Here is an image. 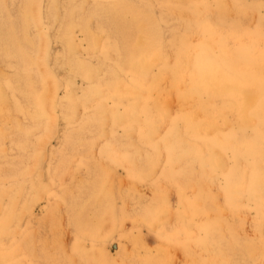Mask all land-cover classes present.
<instances>
[{
	"label": "rangeland",
	"instance_id": "rangeland-1",
	"mask_svg": "<svg viewBox=\"0 0 264 264\" xmlns=\"http://www.w3.org/2000/svg\"><path fill=\"white\" fill-rule=\"evenodd\" d=\"M36 3L37 5H40V8L38 10ZM50 3H52L53 5H51ZM52 6L55 7V10L54 8L51 9ZM33 9L34 11L37 10L38 12H33ZM68 10L70 12H68ZM163 12L165 13L164 15ZM53 13H55L57 16L55 18L54 15V20L52 15ZM200 13L202 14V16ZM34 14L39 16V19ZM171 15H173L174 17H170ZM243 15L247 16L246 20L242 19ZM34 16L36 18H34ZM197 16H199V18ZM32 18L33 21L31 23ZM113 18L114 20H112ZM152 18H157V22L159 21L158 27H160V29H158L162 34V37H160L159 40V47L161 49L160 54L162 56L160 54L159 55L161 58L157 56L158 54L156 55L157 57L152 58L153 54L150 53L148 40L145 39V35L141 30L142 27H146L150 23ZM248 18H250L249 21ZM34 19L36 20L35 22ZM82 19L84 20L83 22L87 24V26L82 22ZM87 19H90L92 22H85V20ZM179 22H181V24H179ZM82 24L84 26H82ZM174 26L176 28V31ZM24 27L27 30L24 29ZM169 28L173 30H170ZM72 29L74 31H72ZM25 31H27V34H24L26 33ZM92 32H94L95 34H92ZM187 32L190 37L189 35H187ZM67 34H70V36H66ZM38 35H40L42 38H39L40 36ZM64 35L65 37H63ZM93 35H96L98 39L95 40L92 37ZM27 36H29V39ZM248 36L250 37L248 38ZM15 38H17L18 40H15ZM89 38L90 40H92L93 38L95 40V44H98L100 41V44H98L99 47L94 44V40H92L93 42L90 43ZM86 39L87 41L89 40V43L86 42ZM119 39L121 42L119 41ZM26 42L28 44H26ZM18 43H20V45ZM118 43H123V45H120ZM256 46L260 49H264V0H0V75L2 76V78L0 77V135L3 136H1L0 139V214L2 213L0 215V239L2 240H0V249L4 250L6 247L7 249L5 250H7L8 253L13 252V254L16 255L14 257L15 259H18V262L23 261L22 263L28 264L27 257L21 256L24 260L18 257L21 253V250L26 247L25 245H23V243L25 242L22 243L21 241V236L28 232L30 237H32L31 235H33V238L36 239L33 242L41 239L44 240L45 238H47V240L57 238L58 244L53 245L54 248L52 247V245H50V249L52 250L56 249V247H59V249H61L62 251L61 260H53L54 262L51 263L44 260H33V264H73L74 262V264H89L85 263V261H92L93 259L96 260V257H98L97 252L99 251V249H102V253H104L106 256L108 254L107 258H109L110 260V263L108 262L109 264H137L136 261L132 260L131 256L132 251L134 252L136 250H138V255L143 257L142 261H145V259L147 258L146 264H154L153 262H155V264H191V260L188 256V254L191 253L190 248L199 252L200 247L195 243H185L183 245L184 238H181L183 236H179L175 241H170L171 239L169 236H166V233L168 230H171L174 228V226L178 225L176 210L180 206L182 207V203L179 204V201H181L180 197L183 196L184 198L186 197L188 199L192 198L196 192V184L183 186L182 192L179 193L177 192L173 184H168L165 182L164 184L160 185L161 191L164 194L163 198L166 208L170 209V213L172 212V214L166 212L165 217L167 221L164 222V225H162L163 227L154 226L155 228H153L147 225L137 214V210H139V205L142 204L143 206H148V204L153 200L155 195L154 193H156L154 187L155 185L151 182L146 181L145 183L139 180L137 170L134 169L135 167L132 166L130 160V157L133 154L132 150H134V148L138 146L143 148L147 152H151V149L153 150L157 147V144L159 143L158 139H160V137L165 139L169 132L174 128H177L180 131L183 129L181 132L184 131L187 134L190 132L191 134H194V127L191 125V123H189V120L190 117L195 113L197 106H200L198 104L202 101L198 96L192 95L189 85L186 82L182 83V81L178 77V74L182 72L181 70L179 71V64L203 63L207 67H218L220 69L222 68V71L226 74L232 73L234 75L243 76L248 72L247 68H249L252 64V58L249 55L250 51ZM97 48L98 50H96ZM194 49H196V51ZM121 50L123 53L121 52ZM43 51L44 56L41 55ZM67 53L71 54L68 55ZM29 55L31 57H29ZM40 56L42 58H40ZM49 57H51V59ZM146 59L148 60V62L154 61L152 59L158 60V62L154 61L155 63H157L155 64L154 62H151V64H146L148 65V69L150 71L148 70V77L147 74L143 77V75H139V73L137 72V68L139 64H145V62L147 61ZM177 59L179 62H177ZM35 62H37L38 65L37 63L35 64ZM104 63L107 64V67H105L106 65H104ZM110 63H112L111 67L115 71L117 70V74L119 76L121 74L120 77L122 78L123 82L128 87L132 88L135 93H139L137 108L138 116L136 115L138 118L127 113L125 101L117 100L111 97L107 92H105V84L110 76V74L108 76L107 69L105 70V68H109V65H111ZM127 63L130 64L128 68H126L128 65ZM21 64L22 66L20 68ZM82 64L83 69H81L82 67H80L82 66ZM87 64L91 66L89 71H87ZM30 65L33 66V68H31ZM98 65L101 66V69ZM72 66L75 68H73ZM40 67L43 69L41 70ZM92 67H96L94 68L95 70ZM76 69L82 70L81 72L79 71L80 74L82 73L87 75L89 79H87V76L85 75V78L82 77L83 75L80 76L78 74V71V73L76 74L73 73ZM96 69H100V71L97 72ZM126 70L128 72H130L131 70L132 71L128 74ZM135 71L138 75L134 73ZM95 72H97L96 75H94ZM88 73H91L92 76ZM132 73L134 75H132ZM29 74H32L33 76H29ZM159 74H162L164 77ZM135 75H137V77ZM105 76H108L107 79ZM54 77L57 78H55V82H53ZM91 77L93 78L90 80ZM31 79H34L32 80L33 82L31 81ZM23 83H25V85H23ZM43 83H46L45 85L47 87ZM156 83H158V85L160 86L157 85L158 88L156 86L155 89ZM39 84H41L40 87ZM18 86L20 88H18ZM43 86L45 87L42 88ZM26 87L28 91L26 90ZM2 88L4 91L2 90ZM41 88L43 90H41ZM97 88H100L101 91L103 90L101 92L103 94L100 95V89ZM17 89L19 91H17ZM170 89H173V91H170ZM166 90L168 91L165 93ZM95 91L97 92L95 93ZM2 92L3 94L5 92V95H3ZM49 92H51L50 94H52L50 95V97L48 95ZM91 92L93 95L91 94ZM156 94L157 96H155ZM158 94H160V97ZM33 97L38 100V102L34 100ZM222 97L223 94H218L215 97V101L218 102L215 105V110L217 111H219L220 108L224 105L222 103V101L224 100ZM5 98H9V101L5 100ZM70 98L73 99L70 100ZM164 98L169 99L170 101V114L167 117L165 123L161 126L158 134L151 135L149 114L154 112L156 113L155 109L159 105V100L161 101ZM41 100L42 103L40 102ZM69 100L71 102H69ZM262 100L264 101V98ZM26 101L28 102V104ZM60 101H62L61 104ZM3 105L4 107H2ZM32 105L33 108H30L32 107ZM39 106H41V108L44 110V114L41 117H37L34 112ZM51 106L54 108L53 110ZM117 109L119 111H117ZM150 109H152L153 111L151 110L150 112ZM125 110L126 114H124L123 112ZM100 113L101 115L99 116ZM146 113L148 114V116ZM30 114L33 116H31ZM123 114L125 115V117ZM46 116L48 119L46 118ZM137 119H139L140 121H138ZM102 120L104 121V123ZM49 121L50 123H52L51 125ZM100 121H102L103 124L100 123ZM46 123L48 124V126ZM12 124L14 125L12 126ZM42 124L44 127L42 126ZM138 124H140L139 128H137ZM29 125H32L33 127H30ZM26 126L27 128H29L27 129ZM52 126L54 127L52 128ZM45 127L48 129H46ZM102 127L104 128L106 135L103 134L102 137H100L102 131L100 130V128L102 129ZM18 129L20 130V132ZM98 129L100 131H98ZM3 130H5L7 133ZM26 130L31 131L29 133L31 135H29V131L26 132ZM130 130H132L133 134L131 136L132 141L129 144L125 133ZM21 131L25 132L23 133ZM225 131L226 136L231 135L230 137L232 139H237L240 141V143H243L242 154L247 159L248 163L254 161L253 158L251 159V154L255 152V148L257 146L264 142V123L260 124L258 127H250L245 130H242L238 124H230V126L227 127ZM23 134H25L26 136ZM22 136L24 137L22 138ZM199 137L203 140V142L207 144H212L214 142V138L212 136ZM142 138L143 140H140ZM26 143L30 145L21 147V145H24ZM138 143L141 145H139ZM126 144L129 145L127 146ZM16 146H18V148ZM19 147L22 150L19 149ZM130 147L132 148L129 149ZM43 148L45 149L44 151ZM227 148L224 149V153L227 157L228 166L230 167L232 165V168L234 166L233 151L230 147ZM24 152L25 154L23 155ZM105 152L106 157H104ZM127 153L131 155L129 156V154ZM30 154L35 156L34 159H36V161H34L33 164L34 166L37 165V168L35 167L33 169V164L29 161L31 158ZM37 155H40V158L39 156L37 157ZM126 160H128V162ZM126 162L127 164L129 163L128 165L130 166V168L129 166L127 167V164H125ZM101 164L103 167L101 166ZM98 166L100 168L99 170ZM23 170H26L28 175ZM28 170L31 172H29ZM101 170H105L108 173L107 176L111 179V183H114L111 184L113 186V189L111 187L112 197H109L108 202H111V205H113L112 207L122 208V210L126 213L125 216L122 217V226H112L109 221H107L106 223V220H108L109 217H106V215L104 217L102 216V212L106 210V207H104L105 203L103 202L102 195L99 194V188L101 184H96L98 175L100 174ZM184 170V164H173V162L170 160L162 159L153 176V179H157L160 176H162L164 179L178 178V176L182 172H184ZM34 171L37 172V183L40 185L33 192L34 199L30 200L29 196L23 197L21 196L22 194L20 195V197L19 193L11 194V191H20L18 190V186L27 187V184L18 185L17 183H19L20 180H24V175L26 176V179L27 177L30 178L31 175L29 174H33ZM21 175H23L22 178ZM218 180V182L220 184H223L224 186L226 183V176L220 174L218 175ZM218 182L216 184H212L210 189L212 192L217 193L218 197H220V202L222 201V196L221 193H219L220 191L218 190ZM93 186H95L97 189L95 187L93 188ZM3 191L4 193L2 194ZM16 194H18V196H16ZM13 196L15 198V202L17 201L15 207H19L21 209V215L19 214V217L22 220L18 218L14 226V232L11 235L10 232L13 229L6 233L8 228L6 227L5 221L9 218L8 215L10 214V212L8 211H10L9 208L11 202L13 203V199H11ZM98 196L99 198H97ZM257 196H261V194H257ZM68 197H70L69 199L71 201L73 200L72 202L79 203H76L78 207L76 206V204H74L76 207L74 205H71V211L68 207L69 203L68 201H66L68 200ZM169 197H172L170 198L172 200H170ZM97 199H101L102 201H97ZM140 199L141 201H139ZM248 199L249 200L244 199L243 203L241 204V208L238 211L239 221L234 219L237 217L231 218L230 216L225 214L227 217L226 218L224 215L223 219H225L229 224H235L236 228L233 235L231 236L232 238H229V234L225 233L226 231L224 230V237L221 240L220 244L216 243V247L219 245L220 250H223L224 254H226V252H228L226 244H244V242L250 243L251 241V243L248 245H252L255 249H253L254 264H264V217H257V199H255L254 197H249ZM81 200L82 202H80ZM85 200L88 201L85 202ZM60 204L62 205V207ZM107 207H109V205ZM88 213H91V217ZM99 213L102 220L100 218L101 221L93 222L95 221V218L93 216L95 214L96 216H98ZM184 214V221L186 220L187 224H190L191 221L193 224H195L193 232L194 236H196V240L204 239L205 234L204 230L201 229V225L207 218L205 216H196L195 218H193L188 213V210L184 211ZM113 215L114 212L112 216ZM72 217L76 218L73 219ZM84 220L92 221L91 223L99 225L98 234L93 240L95 245V251L93 252H96V255L92 254L93 252L90 240L81 241V239H79L77 229L74 228V226L77 225L75 224L76 222L81 223L82 225L86 224ZM172 222H174V224ZM102 223L103 225H101ZM4 230L6 234L4 233ZM238 232L240 235H238ZM105 241H107V243ZM167 242L169 243L167 244ZM60 245L63 247H61ZM165 245L169 248V250L168 248H166L164 254H161L160 249H162L163 246L165 247ZM78 247L82 250V252L78 249ZM16 250L19 251L17 252ZM237 253L238 250H235L234 253L228 252L226 255L227 260L234 264H253L248 257H241V260H237ZM145 256L148 257L145 258ZM162 256H164L165 259ZM51 257L54 258L55 254H53ZM166 257L168 258V260ZM224 257L225 256L221 255L219 258L215 257L214 259L216 260V264H224L218 262ZM255 257L257 258L255 259Z\"/></svg>",
	"mask_w": 264,
	"mask_h": 264
},
{
	"label": "bare ground",
	"instance_id": "bare-ground-1",
	"mask_svg": "<svg viewBox=\"0 0 264 264\" xmlns=\"http://www.w3.org/2000/svg\"><path fill=\"white\" fill-rule=\"evenodd\" d=\"M32 1H35V0H32ZM227 2V1H225ZM34 3V2H33ZM32 3V4H33ZM38 3V2H37ZM36 3V5H37ZM55 3V2H54ZM31 4V5H32ZM39 4V3H38ZM51 5H53L52 3H50ZM227 4V3H226ZM40 5H37V10L40 8L39 7ZM55 6V5H54ZM125 6V5H124ZM129 6V5H128ZM127 6V7H128ZM227 6V5H226ZM31 7V6H30ZM56 7V6H55ZM55 7H51L54 8L55 10ZM72 8V7H70ZM85 8V7H84ZM95 8V7H94ZM126 8V7H125ZM36 9V8H34ZM33 9V12H38L37 10L34 11ZM26 10V9H25ZM78 10V9H76ZM81 10V9H80ZM95 10V9H94ZM210 10V9H208ZM24 11V10H23ZM28 11V10H27ZM206 11V10H205ZM204 11V12H205ZM25 12V11H24ZM53 12V10H52ZM56 12V11H54ZM68 12H70L68 10ZM79 12V11H77ZM81 12V11H80ZM158 12V11H157ZM165 12V11H164ZM163 12V15L165 14ZM203 12V13H204ZM74 13V12H73ZM94 13V12H93ZM102 13V12H101ZM115 13V12H114ZM202 13V12H201ZM200 13V14H201ZM227 13V12H226ZM58 14V13H57ZM75 14V13H74ZM106 14V13H105ZM187 14V13H186ZM208 14V13H206ZM205 14V15H206ZM36 17H38L39 19V16H37L36 14H34ZM53 15V20H54V15H55V18L57 17L55 13L52 14ZM60 15V14H59ZM69 15V14H68ZM94 15V14H93ZM157 15V13H156ZM167 15V14H166ZM182 15V13H181ZM34 16V18H36ZM100 16V15H99ZM107 16V15H106ZM130 16V14H129ZM135 16V15H134ZM168 16V15H167ZM173 15H171L170 17H172ZM202 16V14H201ZM60 17V16H59ZM115 17V16H114ZM155 17V16H154ZM174 17V16H173ZM185 17V16H184ZM199 18V16H197ZM69 18V17H68ZM92 18V17H91ZM137 18V17H136ZM168 18V17H167ZM197 18V19H198ZM74 19V18H73ZM123 19V18H122ZM157 19V18H156ZM155 18H152L150 23L146 26V27H142V31H143V34L145 35V39L148 40V43H149V47H150V53L153 54V57H157L159 56L160 57V47H159V40H160V37H162L161 33L159 32V29L160 27H158V22ZM243 20H246L247 19V16L246 15H243L242 17ZM250 18H248V21H249ZM24 20V19H23ZM59 20V19H58ZM110 20V19H109ZM114 20V18L112 19ZM210 20V19H209ZM242 20V21H243ZM33 21V18L31 20V23ZM36 20L34 19V22ZM84 20L82 19V22ZM88 22V21H91L90 19L88 20H85V22ZM147 21V20H146ZM241 21V20H240ZM39 22V21H38ZM75 22V21H74ZM81 22V21H80ZM92 22V21H91ZM140 22V21H139ZM244 22V21H243ZM77 23V22H76ZM84 23V22H83ZM144 23V22H143ZM12 24V23H11ZM36 24V23H35ZM67 24V23H65ZM78 24H81V23H78ZM86 24V23H84ZM173 24V23H172ZM179 24H181V22H179ZM213 24V23H212ZM38 25V24H37ZM45 25V24H44ZM29 26V25H28ZM31 26V25H30ZM34 26V25H33ZM40 26V25H39ZM82 26H84L82 24ZM87 26V24H86ZM85 26V27H86ZM175 26H178V25H175ZM174 26V28H175ZM213 27V26H212ZM13 28V27H12ZM78 28V27H77ZM88 28V27H87ZM134 28V27H133ZM138 28V27H136ZM159 28V29H158ZM172 28V27H171ZM216 28V27H215ZM24 29H26L24 27ZM86 29V28H85ZM90 29V28H89ZM162 29V28H161ZM166 29V28H165ZM170 29V28H169ZM212 29V28H211ZM223 29V28H222ZM27 30V29H26ZM83 30V29H82ZM163 30V29H162ZM170 30H173V29H170ZM214 30V28H213ZM218 30V29H217ZM48 31V30H47ZM72 31H74L72 29ZM87 31V30H86ZM86 31H85V34H86ZM175 31H176V28H175ZM192 31V30H191ZM216 31V30H215ZM222 31V30H221ZM225 31V29H224ZM26 33L24 34H27V31H25ZM118 32V31H116ZM172 32V31H170ZM220 32V31H219ZM73 33V32H72ZM88 33V32H87ZM90 33V32H89ZM94 32H92L93 34ZM186 33V32H185ZM14 34V33H13ZM64 34V33H63ZM95 34V33H94ZM98 34V33H97ZM96 34V35H97ZM114 34V33H112ZM117 34V33H116ZM139 34V33H138ZM137 34V35H138ZM70 36V34H67L66 36ZM96 35H93L92 37L97 40L98 37ZM119 35V34H118ZM187 35L188 32H187ZM15 36V35H14ZM25 36V35H23ZM40 36V35H38ZM37 36V37H38ZM44 36V35H43ZM85 36V35H84ZM89 36V35H88ZM99 36V35H98ZM139 36V35H138ZM28 39H29V36H27ZM65 37V35L63 36ZM71 37H72V34H71ZM117 37V36H116ZM115 37V38H116ZM190 37V35H189ZM193 37V36H192ZM226 37V36H225ZM250 36H248L249 38ZM39 38H42L41 36ZM69 38V37H68ZM67 38V39H68ZM88 38V37H87ZM92 38V40H94ZM100 38V37H99ZM119 38V37H118ZM229 38V37H228ZM17 38H15L16 40ZM27 39V40H28ZM45 39V38H44ZM117 39V38H116ZM120 39H121V36H120ZM119 39V41H120ZM140 39V38H139ZM144 39V38H143ZM18 40V39H17ZM25 40V39H24ZM41 40V39H40ZM39 40V41H40ZM90 40V38H89ZM89 40L87 41L86 39V42L89 43ZM92 40H90V43L93 42ZM95 40H94V44H95ZM100 40V39H99ZM146 40V41H147ZM29 41V40H28ZM38 41V40H37ZM46 41V40H45ZM70 41V39H69ZM31 42V41H30ZM36 42V41H35ZM41 42V41H40ZM97 42V41H96ZM121 42V41H120ZM245 42V41H244ZM34 43V42H33ZM32 43V44H33ZM146 43V42H145ZM246 43V42H245ZM14 44V43H13ZM20 45V43H18ZM26 44H28L26 42ZM36 44V43H35ZM100 44V41L99 43ZM98 44H95L97 47H99ZM118 44H122L123 43H118ZM241 44V42H240ZM239 44V45H240ZM259 44V43H257ZM256 44V45H257ZM43 45V43H42ZM141 45V44H140ZM262 45V44H261ZM260 45V47H261ZM36 46V45H35ZM41 46V45H40ZM56 47V46H55ZM121 48V46H120ZM264 48V47H263ZM33 49V48H32ZM31 49V50H32ZM42 49V48H41ZM47 49V47H46ZM45 49V51H46ZM136 49V48H135ZM148 49V48H146ZM36 50V48H35ZM43 50V49H42ZM98 50V48L96 49ZM196 51V49H194ZM198 50V49H197ZM201 50V49H200ZM208 50V49H207ZM39 51V50H38ZM140 51V50H139ZM163 51V50H162ZM189 51V50H188ZM122 52V50H121ZM120 52V53H121ZM164 52V51H163ZM162 52V53H163ZM36 53V51H35ZM44 51L41 53L42 56L43 55ZM47 53V51H46ZM110 53V52H109ZM112 53V52H111ZM123 53V52H122ZM128 53V52H127ZM126 53V54H127ZM193 53V52H192ZM68 54V53H67ZM71 54V53H69ZM68 54V55H69ZM125 54V53H124ZM158 54V55H157ZM160 54V55H159ZM40 55V54H39ZM38 55V56H39ZM113 55V54H112ZM111 55V57H112ZM128 55V54H127ZM157 55V56H156ZM189 55H190V52H189ZM188 55V56H189ZM193 55V54H191ZM201 55V53H200ZM214 55V54H212ZM251 56V66L248 69V72L243 75V76H238V75H234L232 73H229V74H226L222 71V68H218V67H207L205 64L203 63H196V64H192V63H185V64H179V71L181 70L182 72H180V74H178V77L180 78V80L183 82H186L190 89H191V94L192 95H196L200 98V100L202 102H200L198 105L200 106H197L196 110H195V113L190 117V122L191 125L194 127V134H191L190 133H185L184 131L181 132L179 129H173L172 131L169 132V134L167 135V137L164 139V138H161L158 139L159 143L157 144V147L155 149H151L150 151L151 152H147L145 151L143 148L141 147H135L133 151V154L132 156L130 157V160H131V164L132 166H134L133 168L137 170V173H138V178L140 181H143L146 183L147 182H151L152 184H154L155 186V192L154 193V198L153 200L148 204V206H143L142 204L139 205V210H137V214L141 217V219H143V221L155 228L154 226H159V227H163L162 225H164V222L167 221L166 220V212L169 213V214H172V212L170 213V209L166 208V205L164 203V194L163 192L161 191V186L162 184H164L165 182L168 183V184H173V186L176 188L177 192H182V189H183V186H188L189 184H196V192H195V195L192 197V198H184L183 196L180 197V200L179 201L181 204L182 203V207L180 206L177 210H176V218L178 220V225L174 226L173 229L171 230H168L167 231V235L166 236H169L170 237V241H175L176 238H178L179 236H183L181 238H184L183 240V245L185 243L187 244H193L195 243L196 245H198L200 247V251L197 252L195 250H192L190 248V252L188 254L190 260H191V264H216V260L214 259L215 257H220L221 256H225L224 258H222V260H219L218 262L219 263H224V264H234V263H231L229 260H227L226 258V255L228 252H231V253H234L235 250H238V253H237V257L236 259L237 260H241V257L243 258H249V260H251V262L254 264V255H253V246L252 245H248L251 243H247V242H244V244H230V245H227L226 244V248L228 249V252H226V254H224V251L223 250H220L219 248V245L216 247V243H219L221 242V240L223 239L224 237V230L226 231L225 233H228V237L230 238L233 233H234V230L236 228L235 224H229L224 218V215H228L230 216L231 218H234V217H237V218H234L236 220L239 221V213L238 211L240 210L241 208V204L243 203L244 199H247L249 200L248 198L249 197H254L255 199H257L258 203V214H257V217H264V142H260L261 144L259 146H257L255 148V152L253 154H251V159L253 158L254 161H252L251 163L247 161V159L244 157V155L242 154V147H243V143H240L239 140L237 139H232L230 136L231 135H228L226 136L225 133V129L227 127L230 126V124H238L240 126V128L242 130H245L247 128H252V127H258L260 124H263L264 123V101L262 100L264 98V49H260L258 48L257 46L254 47L251 51H250V54ZM12 56V54H11ZM46 56V55H45ZM162 56V55H161ZM187 56V55H186ZM29 57H31L29 55ZM33 57V56H32ZM35 57V56H34ZM137 57V56H136ZM150 57V56H149ZM158 57V58H159ZM183 57V56H182ZM181 57V58H182ZM204 57V56H202ZM5 58V57H4ZM28 58V57H27ZM36 58H37V54H36ZM40 58H42L40 56ZM51 59V57H49ZM102 58V57H101ZM114 58V57H113ZM121 58V56H120ZM119 58V59H120ZM124 58V57H122ZM127 58V56H126ZM161 58V57H160ZM180 58V57H179ZM191 58V57H190ZM6 59V58H5ZM8 59V58H7ZM46 59V58H45ZM48 59V60H50ZM148 59V58H147ZM146 59V60H147ZM187 59V58H186ZM192 59V58H191ZM32 60V59H31ZM121 60V59H120ZM154 61H157L158 60H155V59H152ZM189 60V59H188ZM187 60V62H188ZM10 61V60H9ZM46 61V60H44ZM154 61H151V62H154ZM182 61V60H181ZM13 62V60H12ZM20 62V61H19ZM23 62V61H22ZM30 62H33V61H30ZM48 62V61H47ZM66 62V61H65ZM119 62V61H118ZM128 62V61H127ZM151 62H148V60L145 62V64H139L138 68H137V72L139 73V75H146L148 73V63L151 64ZM156 62V63H157ZM177 62L178 59H177ZM221 62V61H220ZM260 62V63H259ZM37 62H35L36 64ZM155 63V62H154ZM155 63V64H156ZM47 64V63H46ZM111 65H109L110 67L109 68H105V70L107 69V73H108V76L109 78L107 79L106 81V84H105V92H107L111 97L117 99V100H123L126 102V109H127V113L129 115H132V116H136L137 115V108H138V94L135 93V91L128 87L122 80V78L117 74V70L115 71L111 66H112V63H110ZM118 64V63H117ZM128 64V63H127ZM33 65V64H32ZM38 65V63H37ZM36 65V66H37ZM74 65V63H73ZM104 65H106L105 67H107V64L104 63ZM102 65V66H104ZM119 65V64H118ZM122 65V64H121ZM125 65V64H124ZM130 64L127 65L126 68L129 67ZM22 64L20 65V68H21ZM31 66V65H30ZM88 69L87 71H89L90 69V65H88ZM94 66V65H93ZM99 66V65H98ZM97 66V67H98ZM126 66V65H125ZM222 66V65H221ZM249 66V65H248ZM44 67V66H43ZM73 67V66H72ZM81 69H83V64ZM79 67V69H80ZM101 66H99L100 68ZM114 67V66H113ZM121 67V66H119ZM123 67V66H122ZM31 68H33V66H31ZM36 68V67H35ZM49 68V67H48ZM75 68V67H73ZM93 68V67H92ZM96 68V67H94ZM93 68V69H94ZM125 68V69H126ZM152 68V67H151ZM178 68V66H177ZM40 69L42 70L43 68L40 67ZM85 69V68H84ZM101 69V68H100ZM97 70L98 71H100ZM136 69V68H134ZM171 69V68H170ZM241 69V68H239ZM244 69V68H243ZM242 69V70H243ZM95 70V69H94ZM130 70V69H129ZM133 70V69H132ZM131 70V71H132ZM163 70V69H162ZM178 70V69H177ZM52 71V70H51ZM82 71V70H78L76 69L73 73H78V72ZM92 71V69H91ZM127 71V70H126ZM128 72L129 73H131ZM150 71V70H149ZM155 71V70H154ZM178 71V72H179ZM5 72V71H3ZM38 72V71H37ZM40 72V71H39ZM62 72V71H61ZM80 72L78 73L80 76L83 75L82 77H84L85 74H80ZM94 75H96V73ZM137 72L135 71L134 73L137 74ZM152 72V70H151ZM163 72V71H161ZM160 72V73H161ZM53 73V72H52ZM84 73V72H83ZM92 73V72H91ZM91 73L89 75H91ZM106 73V74H107ZM120 73V72H119ZM125 74V73H123ZM149 74V73H148ZM148 74H147V77H148ZM156 74V73H155ZM32 75V74H31ZM29 74V76H31ZM54 75V73H53ZM93 75V76H94ZM131 75V74H130ZM132 75H134L132 73ZM138 75V74H137ZM137 75H135L137 77ZM159 75H162V74H159ZM5 76V74H4ZM33 76V75H32ZM55 76V75H54ZM87 76V75H85ZM92 76V75H91ZM0 77L2 78V76L0 75ZM7 77V76H6ZM40 77V75H39ZM96 77V76H95ZM124 77V76H123ZM141 77V78H143ZM159 77V76H158ZM162 77H164L162 75ZM166 77V76H165ZM42 78V77H41ZM40 78V79H41ZM55 78L54 77V81L55 82ZM93 77L90 78V80L92 79ZM168 78V77H167ZM28 79V78H27ZM43 79V78H42ZM41 79V80H42ZM57 79V78H56ZM87 79H89V77L87 76ZM147 79V78H145ZM159 79V78H158ZM164 79V78H163ZM34 80V79H31V81ZM105 80V79H104ZM125 80V79H124ZM140 80V78H139ZM150 80V79H149ZM26 81V80H25ZM93 81V80H92ZM147 81V80H146ZM160 81H161V78H160ZM165 81V80H164ZM180 81V82H181ZM33 82V81H32ZM127 82V81H126ZM142 82V81H141ZM167 82V81H166ZM179 82V80H178ZM49 83V82H48ZM164 83V82H163ZM162 83V84H163ZM33 84V83H32ZM44 85L46 83H43ZM55 84V83H54ZM59 84V83H58ZM103 84V83H102ZM143 84V83H141ZM160 84V83H159ZM161 84V85H162ZM23 85H25V83H23ZM41 84H39V87H40ZM48 85V84H47ZM104 85V84H103ZM131 85V84H130ZM152 85V84H151ZM158 85V83L155 84V89H156V86ZM4 86V85H3ZM34 86V85H32ZM46 86V85H45ZM45 86H43L42 88H44ZM58 86V85H57ZM55 86V87H57ZM100 86V85H99ZM98 86V87H99ZM145 86V84H144ZM143 86V87H144ZM147 86V85H146ZM149 86V85H148ZM160 86V85H158ZM157 86V88H158ZM1 87V86H0ZM25 87V86H24ZM38 87V88H39ZM47 87V86H46ZM50 87V85H49ZM48 87V88H49ZM101 87V86H100ZM104 87V86H103ZM154 87V85H153ZM18 88H20L18 86ZM23 88V87H22ZM30 88V87H29ZM33 88V87H32ZM36 88V87H35ZM41 88V90H43ZM47 88V89H48ZM79 88V87H78ZM145 88V87H144ZM149 88V87H148ZM5 89V88H4ZM25 89V88H24ZM23 89V90H24ZM34 89V88H33ZM37 89V88H36ZM40 89V88H39ZM96 89V88H95ZM97 89H100V88H97ZM151 89V87H150ZM3 90V88H2ZM21 90V89H20ZM26 90L28 91L27 87H26ZM46 90V89H45ZM140 90V89H139ZM146 90V89H145ZM144 90V91H145ZM153 90V89H152ZM151 90V91H152ZM169 90V89H168ZM166 90L165 93L168 91ZM173 91V89H170V91ZM4 91V90H3ZM6 91V90H5ZM16 91V89H15ZM17 91H19L17 89ZM48 91V90H47ZM50 91V89H49ZM93 91V90H92ZM98 91V90H97ZM95 91V93L97 92ZM103 91V90H102ZM101 89H100V95L103 94L101 93L102 92ZM147 91V90H146ZM23 92V91H22ZM38 92V91H37ZM36 92V93H37ZM42 92V91H41ZM75 92V91H74ZM163 92V91H162ZM35 93V94H36ZM43 93V92H42ZM51 92H49V97ZM94 93V95H95ZM151 93V92H150ZM171 93V92H170ZM3 94V92H2ZM7 94V93H6ZM20 94V93H19ZM25 94V92H24ZM34 94V95H35ZM92 94V92H91ZM143 94V93H141ZM140 94V95H141ZM172 94V93H171ZM218 94H223V101L222 103L224 104L223 107L220 108L219 111L215 110V105L218 103L216 102L215 100V97L218 95ZM5 95V92L4 94ZM17 95V94H16ZM29 95V94H28ZM33 95V96H34ZM37 95V94H36ZM93 95V94H92ZM149 95V94H148ZM159 97H160V94H158ZM166 95V94H165ZM168 95V94H167ZM8 96V95H6ZM5 96V97H6ZM41 96V95H40ZM98 96V95H97ZM96 96V97H97ZM105 96V95H104ZM107 96V95H106ZM157 96V94L155 95ZM10 97V96H9ZM35 97V96H34ZM33 97V98H34ZM47 97V96H46ZM94 97V98H96ZM165 97V96H164ZM31 98V97H30ZM43 98V97H42ZM68 98V97H66ZM65 98V99H66ZM93 98V99H94ZM109 98V97H108ZM9 99V98H8ZM8 99L5 98V100L9 101ZM21 99V98H20ZM39 99V98H38ZM73 99V98H70V100ZM80 99V98H79ZM112 99V98H111ZM30 100V99H29ZM34 100H36L34 98ZM33 100V101H34ZM40 100V99H39ZM69 100V102H71ZM76 100V98H75ZM91 100V98H90ZM113 100V99H112ZM156 100V99H155ZM2 101V100H1ZM38 102V100H36ZM44 101H47V100H44ZM82 101V100H81ZM114 101V100H113ZM27 102V101H26ZM35 102V101H34ZM36 102V103H37ZM42 103V100L40 101ZM55 102V100H54ZM62 101H60V104H61ZM89 102V101H88ZM95 102V101H94ZM143 102V101H142ZM12 103V102H11ZM46 103V102H45ZM59 103V102H58ZM66 103V102H65ZM96 103V102H95ZM170 101L169 99H162L161 101L159 100V105L158 107L155 109L156 113H151L149 114V123H150V133L151 135L152 134H158L161 126L165 123L167 117L169 116V110H170ZM4 104V103H3ZM28 104V102H27ZM26 104V105H27ZM39 104V103H38ZM44 104V102H43ZM50 104V103H49ZM48 104V105H49ZM54 104V103H53ZM100 104V103H99ZM103 104V103H101ZM36 105V104H34ZM46 105V104H45ZM44 105V107H45ZM57 105V104H56ZM96 105V104H95ZM144 105V103H143ZM149 105V104H148ZM6 106V105H5ZM59 106V104H58ZM83 106V104H82ZM103 106V105H102ZM150 106V105H149ZM4 107V105L2 106ZM26 107H29V106H26ZM52 107V106H51ZM49 107V108H51ZM68 107V106H67ZM81 107V106H80ZM90 107V106H89ZM174 107V106H173ZM30 108H33V105L32 107ZM29 108V109H30ZM48 108V106H47ZM100 108V107H99ZM35 109V107H34ZM33 109V110H34ZM54 108L52 107V110ZM106 109V108H105ZM163 109V110H162ZM31 110V109H30ZM96 110V109H95ZM147 110V109H146ZM152 109H150L149 111L151 112ZM162 110V111H161ZM101 111V110H100ZM99 111V112H100ZM110 111V110H109ZM117 111H119L117 109ZM148 111V112H149ZM153 111V110H152ZM161 111V112H160ZM36 116L37 117H41L43 116L44 114V110L41 108V106H39L38 108H36V110L34 111ZM49 112V111H48ZM96 112V111H95ZM113 112V111H112ZM115 112V111H114ZM124 114H126V110L123 111ZM122 112V113H123ZM194 112V111H193ZM14 113V112H13ZM25 113H28V112H25ZM65 113V111H64ZM63 113V114H64ZM111 113V112H110ZM32 114V113H31ZM30 114V115H31ZM34 114V115H35ZM51 114V113H49ZM112 114V113H111ZM123 114V115H124ZM140 114V113H139ZM147 114V113H146ZM28 115V114H27ZM53 115V114H52ZM101 115V113L99 114V116ZM110 115V114H109ZM33 116V115H31ZM48 116V115H47ZM46 116V118H47ZM54 116V115H53ZM127 116V115H126ZM138 116V115H137ZM136 116V117H137ZM140 116V115H139ZM148 116V114H147ZM55 117V116H54ZM115 117V116H114ZM117 117V115H116ZM122 117V116H121ZM125 117V115H124ZM131 117V116H130ZM135 117V118H136ZM141 117V116H140ZM30 118V117H29ZM28 118V119H29ZM35 118V117H33ZM52 118V117H51ZM50 118V119H51ZM102 118V117H101ZM129 118V117H128ZM138 118V117H137ZM31 119V118H30ZM48 119V118H47ZM45 119V120H47ZM53 119V118H52ZM71 119V118H70ZM68 119V120H70ZM99 119V118H98ZM132 119V118H131ZM7 120V119H6ZM19 120V119H18ZM17 120V121H18ZM41 120V119H40ZM66 120V119H65ZM101 120V119H100ZM134 120V119H133ZM132 120V121H133ZM138 121H140L139 119H137ZM8 121V120H7ZM33 121V120H32ZM37 121V120H36ZM35 121V122H36ZM84 121V120H83ZM103 121V120H102ZM102 121H100V123H102ZM114 121V120H113ZM131 121V122H132ZM136 121V120H135ZM143 121V119H142ZM21 122V121H20ZM19 122V123H20ZM34 122V123H35ZM53 122V121H51ZM77 122V121H76ZM131 122H130V125H131ZM137 122V121H136ZM145 122V120H144ZM2 123V122H1ZM10 123V122H9ZM48 123V122H47ZM46 123V124H47ZM50 123V121H49ZM56 123V122H55ZM104 123V121H103ZM102 123V124H103ZM140 123V122H139ZM44 124V123H43ZM42 124V126H43ZM52 123H50L51 125ZM147 124V123H146ZM1 125V124H0ZM14 124H12L13 126ZM40 125V124H38ZM125 125V124H124ZM139 125L138 124V127L139 128ZM184 125V124H182ZM28 126V125H27ZM26 126V128H27ZM30 127L32 125H29ZM46 126V125H45ZM48 126V124H47ZM55 126V125H54ZM52 126V128L54 127ZM128 126V125H127ZM143 126V125H142ZM149 126V125H148ZM18 127V126H16ZM33 127V126H32ZM37 127V126H36ZM40 127V126H39ZM44 127V126H43ZM50 127V126H49ZM181 127V126H180ZM25 128V129H26ZM29 128V127H28ZM27 128V129H28ZM38 128V127H37ZM36 128V129H37ZM46 128V127H45ZM51 128V127H50ZM232 128V127H231ZM236 128V127H235ZM234 128V129H235ZM239 128V127H238ZM4 129V128H3ZM14 129V128H13ZM32 129V128H31ZM30 129V130H31ZM48 129V128H46ZM190 129V128H188ZM19 130V129H18ZM53 130V129H51ZM101 131V136L105 134V130L104 128L102 127V129L100 128ZM98 129V131H100ZM5 131V130H3ZM29 131V130H26V132ZM148 131V130H147ZM193 131V130H192ZM6 132V131H5ZM15 132V130H14ZM20 132V130H19ZM23 132V131H21ZM25 132V131H24ZM23 132V133H24ZM31 131L28 132V134L30 133ZM46 132V130H45ZM53 132V131H52ZM109 132V131H108ZM149 132V131H148ZM7 133V132H6ZM5 133V135H6ZM44 133V132H43ZM48 133V132H47ZM143 133V132H142ZM145 133V132H144ZM147 133V132H146ZM235 133V132H234ZM238 133V132H236ZM35 134V133H34ZM53 134V133H52ZM99 134V133H97ZM126 134V138L129 142V144L131 143V136H132V130L128 131ZM148 134V133H147ZM25 135V134H23ZM31 135V134H29ZM33 135V134H32ZM1 136L0 135V139H1ZM26 136V135H25ZM44 136V135H43ZM125 136V135H124ZM156 136V135H155ZM199 136H212L214 138V142L212 144H207L205 142H203V140L199 137ZM3 137V136H2ZM24 136H22L23 138ZM97 137V136H96ZM99 137V135H98ZM121 137V136H120ZM149 137V136H148ZM233 137V136H232ZM6 138V136H5ZM146 138V137H145ZM153 138V137H152ZM28 140V138H27ZM99 140V139H98ZM125 140V139H123ZM126 140V142H127ZM140 140H143L140 139ZM25 141V140H24ZM146 141V140H145ZM35 142V141H34ZM39 142V141H38ZM37 142V143H38ZM45 142V140H44ZM123 142V141H122ZM139 142V141H138ZM259 142V141H258ZM21 143V142H20ZM19 143V144H20ZM30 143V141H29ZM36 143V144H37ZM121 143V141H120ZM125 143V142H124ZM147 143V142H146ZM149 143V142H148ZM33 144V143H31ZM40 144V143H39ZM45 144V143H44ZM47 144V143H46ZM128 144V145H129ZM139 144V143H138ZM26 146H29L30 144L26 143L24 145H21V147H25ZM110 145V143H109ZM127 145V144H126ZM125 145V146H126ZM127 145V146H128ZM135 145V144H134ZM141 145V144H139ZM38 146V145H37ZM93 146V145H92ZM226 146V147H225ZM18 148V146H16ZM121 147V145H120ZM134 147V146H133ZM227 147H230L233 151V157H234V166L231 168V166L229 167L228 166V161H227V157L224 153V149ZM31 148V147H30ZM86 148V147H85ZM96 148V147H95ZM125 148V147H124ZM132 147H130L129 149H131ZM253 148V147H252ZM19 149H21L19 147ZM38 149V148H37ZM228 149V148H227ZM22 150V149H21ZM36 150V149H35ZM45 149L43 148V151ZM108 150V148H107ZM105 150V151H107ZM128 150V149H127ZM28 151V150H27ZM33 152V151H32ZM57 152V151H56ZM104 152V151H103ZM127 152V151H126ZM27 153V152H26ZM35 153V152H34ZM43 153V152H42ZM25 154V152L23 153V155ZM129 154V153H127ZM232 154V153H231ZM35 155V154H34ZM41 155V154H40ZM40 155H37V157L39 156L40 158ZM83 155V154H82ZM106 155V152L104 154V157ZM131 154H129L130 156ZM31 158H30V162L33 164L34 161H36V159H34L35 156H33L32 154H30ZM11 157V156H10ZM110 157V156H109ZM230 157V156H229ZM38 159V158H37ZM129 159V158H128ZM170 160L173 162V164H179V163H182L184 164L185 166V170L184 172H182L178 178H168V179H164L162 176L158 177L157 179H153V176L158 168V165L160 163L161 160ZM233 159V158H232ZM26 160V159H25ZM28 160V158H27ZM94 160V159H93ZM231 160V159H230ZM28 161V163H29ZM39 161V160H38ZM109 161V160H108ZM128 162V160H126ZM73 162V161H72ZM99 162V161H98ZM127 162L125 164H127ZM89 164V163H88ZM129 164V163H128ZM127 164V167L129 166ZM134 164V165H133ZM99 165V164H98ZM32 166V165H31ZM37 166V165H36ZM34 166L33 164V169L36 167ZM102 166V164H101ZM131 166V168H132ZM174 166V165H173ZM103 167V166H102ZM110 167V166H109ZM172 167V166H171ZM175 167V166H174ZM173 167V168H174ZM37 168V167H36ZM87 168H88V165H87ZM92 168V167H91ZM94 168V167H93ZM130 168V166H129ZM182 168V167H181ZM32 169V170H33ZM51 169V168H50ZM54 169V168H53ZM99 166H98V170H99ZM133 169V170H134ZM97 170V169H96ZM24 171V170H23ZM29 171V170H28ZM71 171V170H70ZM160 171V170H159ZM158 171V172H159ZM26 172V170L24 171ZM31 172V171H29ZM51 172V171H50ZM133 172V171H132ZM15 173V172H14ZM22 173V172H21ZM27 173V172H26ZM134 173V172H133ZM19 174V173H18ZM107 172L105 170H101L100 171V174L98 175V178H97V182L96 184H101L100 185V188H99V194L102 195V199H103V202L105 203L104 207H106V210H104L102 212V216L104 217L106 215V217H109L108 220H106V223L107 221H109L111 223L112 226H119L122 224V217L125 216V212L122 210V208H114L112 207L113 205H111V202H108L109 200V197L111 196V187L113 189V186L111 184H114V183H111V179L107 176ZM225 175L226 176V183L225 185L223 186V184H220L218 181V175ZM20 175V174H19ZM28 175V173H27ZM31 175L30 178L27 177L26 179V176L24 175H21V178L23 176V179L24 180H20L19 183H17L18 185L20 184H27V187L25 186H18V190L20 191H15V192H12L11 191V194L12 193H19V196H29L30 200L34 199V191L40 186L37 182H38V179H37V172L34 171L33 174H29ZM94 176V175H93ZM17 177V176H16ZM19 177V176H18ZM65 177V176H64ZM63 177V179H64ZM79 177V176H78ZM157 177V175H156ZM20 178V179H21ZM92 178V177H91ZM15 179H18V178H15ZM225 179V177H224ZM13 180V178H12ZM119 180V179H118ZM223 181V180H222ZM225 181V180H224ZM82 182V180H81ZM134 182V181H133ZM218 182L219 184V193H221V196H222V201L219 202V199L220 197H218L217 193H214L211 191V186L212 184H216ZM86 184V182H85ZM44 185V184H43ZM85 186V185H83ZM16 187V186H15ZM95 186H93L94 188ZM96 188V187H95ZM138 188V187H137ZM173 188V187H172ZM15 189V188H14ZM97 189V188H96ZM70 190V189H69ZM167 190V189H166ZM89 191V190H88ZM120 191V190H119ZM137 191V190H136ZM195 191V190H194ZM87 192V191H86ZM93 192V191H92ZM165 192V191H164ZM167 192V191H166ZM4 193V191L2 192V194ZM6 193V192H5ZM95 193V192H94ZM28 194V195H27ZM170 194V193H169ZM168 194V195H169ZM257 194H261V196H257ZM14 195V194H13ZM86 195V194H85ZM167 195V194H165ZM184 195V194H183ZM15 196V195H14ZM14 196L11 198L13 199V203L11 202V205H10V208L8 212H10V214L8 215L9 218L6 219L5 223H6V227L8 228L7 232L8 233L9 231H12L10 232L11 235L12 233L14 232V226L18 220L19 217V214H20V211L21 209L19 207H15L16 206V202H15V198ZM16 196H18V194H16ZM20 196V197H21ZM93 196V195H92ZM97 196V195H96ZM180 196V195H179ZM85 197V196H84ZM89 197V196H88ZM91 197V196H90ZM112 197V196H111ZM110 197V198H111ZM168 197V196H167ZM64 198V197H63ZM70 197H68V203H69V208L71 205H74V204H79L78 202L74 203L72 202L70 199ZM99 198V196L97 197ZM114 198V197H113ZM141 198V197H140ZM172 198V197H169V199ZM66 199V198H65ZM82 199V197H81ZM88 199V198H87ZM96 199V198H95ZM251 199V198H250ZM84 200V199H83ZM89 200V199H88ZM87 200V201H88ZM101 200V199H100ZM97 199V201H100ZM172 200V199H170ZM169 200V201H170ZM85 200V202H87ZM102 201V200H101ZM106 201H107V204H106ZM115 201V200H114ZM129 201V200H128ZM141 201V199L139 200ZM143 201V200H142ZM19 202V201H18ZM27 202V201H26ZM82 202V200L80 201ZM174 202V201H173ZM109 203V204H108ZM115 203V202H114ZM143 203V202H142ZM145 203V201H144ZM33 204V203H32ZM76 204V206H77ZM3 205V204H2ZM1 205V206H2ZM8 205V204H7ZM61 205V204H60ZM84 205V204H83ZM95 205V204H94ZM100 205V203H99ZM109 205V207H107ZM126 205V204H124ZM75 206V205H74ZM75 206V207H76ZM97 206V205H96ZM116 206V205H115ZM173 206V205H172ZM256 206V205H255ZM5 207V205H4ZM3 207V208H4ZM57 207V206H55ZM62 207V205H61ZM78 207V206H77ZM95 207V206H94ZM1 208V207H0ZM93 208V206H92ZM100 208V207H99ZM61 209V208H60ZM75 209V208H74ZM96 209V208H95ZM104 209V208H103ZM173 209V207H172ZM55 210V209H54ZM77 210V209H76ZM188 210V213L193 217L195 218L196 216H205L207 219L205 220V222L201 225V229L204 230V234H205V238L204 239H198L196 240V236H194V225L191 221L190 224H187L186 223V220L184 221V211ZM70 211H71V208H70ZM80 211V210H79ZM82 211V209H81ZM102 211V209H101ZM246 211V210H245ZM23 212V211H22ZM114 212V215L112 216ZM134 212V211H133ZM24 213V212H23ZM245 213V212H244ZM257 213V212H256ZM2 214V213H1ZM0 214V215H1ZM7 214V213H5ZM89 215L91 213H88ZM21 215V214H20ZM225 215V217H226ZM241 215V214H240ZM74 216V215H73ZM23 217V215H22ZM66 217V216H65ZM91 217V215H90ZM95 218V221L93 222H96V221H101L102 218L100 216V213L98 216H96V214L93 216ZM245 217V216H244ZM73 218V217H72ZM76 218V217H74ZM73 218V219H74ZM78 218V217H77ZM101 218V220H100ZM138 218V217H137ZM172 218V217H171ZM227 218V217H226ZM250 218V217H249ZM5 219V217H4ZM21 219V218H20ZM37 219V218H36ZM57 219V217H56ZM62 219V217H61ZM64 219V218H63ZM87 219V218H86ZM93 219V218H92ZM170 219V218H168ZM188 219V218H187ZM201 219V218H200ZM233 219V220H234ZM22 220V219H21ZM35 220V219H34ZM53 220V219H52ZM88 220V219H87ZM87 220H84V222L86 224L82 225L81 223H78L76 222L75 224H77L76 226H74V228L77 229V233H78V236H79V239H81V241H84V240H90L91 242V248H92V252L95 251V245H94V238H96L97 234H98V228H99V225H96L95 223H91L92 221H87ZM136 220V219H135ZM140 220V219H139ZM248 220V219H247ZM258 220V219H257ZM262 220V219H261ZM20 221V220H19ZM56 221V220H55ZM76 221V220H75ZM189 221V220H188ZM242 221V220H241ZM240 221V222H241ZM250 221V220H249ZM259 221V220H258ZM3 222V220H2ZM23 222V221H22ZM52 222V221H51ZM90 222V223H89ZM104 222V221H103ZM140 222V221H139ZM170 222V221H169ZM236 222V221H235ZM1 223V222H0ZM21 223V222H20ZM53 223V222H52ZM98 223V222H97ZM114 223V224H113ZM174 224V222H172ZM196 223V222H195ZM202 223V222H201ZM258 223V222H257ZM55 224V222H54ZM60 224V223H59ZM74 224V225H75ZM239 224V223H238ZM241 224V223H240ZM248 224V222H247ZM259 224V223H258ZM103 225V223L101 224ZM60 226V225H59ZM122 226V225H121ZM256 226V225H255ZM261 226V225H260ZM58 227V226H57ZM171 227V226H170ZM104 229V228H102ZM115 229V227H114ZM6 230V228H5ZM5 230H4V233H5ZM154 230V229H153ZM115 231V230H114ZM199 231V230H198ZM253 231V230H252ZM258 231V230H257ZM60 232V231H59ZM113 232V231H112ZM160 232V230H159ZM193 232V233H192ZM196 232V231H195ZM247 232V231H246ZM254 232V231H253ZM5 233V234H6ZM56 233V232H55ZM63 234V233H62ZM61 234V235H62ZM113 234V233H112ZM197 234V233H195ZM257 234V232H256ZM2 235V234H1ZM9 235V234H7ZM6 235V236H7ZM10 235V236H11ZM60 235V233H59ZM164 235V234H163ZM226 235V234H225ZM238 235L239 232H238ZM254 235V234H253ZM32 237L29 236L28 232L25 233L24 235H22V243L23 245H25L26 247H24L22 250H21V253L19 254V258L23 259L22 257H27V263L28 264H33V260L34 261H46V262H54L55 260H61L62 259V251L61 249H59V247H56V249H50V245H52V247L54 248L53 245L55 244H58V239L57 238H52L50 240H47V238H45L44 240H37L36 242H33L35 241L36 239L33 238L34 236L31 235ZM110 236V235H109ZM203 236V235H202ZM247 236V235H246ZM250 236V235H249ZM8 237V236H7ZM63 237V236H62ZM61 237V238H62ZM245 237V236H244ZM253 237V236H252ZM257 237V236H256ZM255 237V238H256ZM232 238V237H231ZM249 238V237H247ZM254 238V239H255ZM63 239V238H62ZM260 239V238H259ZM1 240V239H0ZM4 240V239H3ZM9 240V238H8ZM179 240V239H178ZM244 240V239H243ZM252 240V238H251ZM261 240V239H260ZM2 241V240H1ZM5 241V240H4ZM20 241V242H21ZM101 241V240H100ZM99 241V242H100ZM103 241V240H102ZM169 241V242H170ZM240 241V240H239ZM248 241V242H249ZM254 241V240H253ZM252 241V242H253ZM9 242V241H8ZM11 242V241H10ZM80 242V241H79ZM107 243V241H105ZM167 242V244L169 243ZM179 242V241H178ZM234 242V241H233ZM262 242V241H261ZM47 243V244H46ZM62 243V242H61ZM166 244V245H167ZM254 244V243H253ZM4 245V244H3ZM7 245V244H6ZM18 245V244H17ZM63 245V244H62ZM165 245V247L163 246L162 249H160V252L161 254H164V252L166 251L165 249L168 248L167 246ZM258 245V244H256ZM255 245V246H256ZM61 246V245H60ZM186 246V245H185ZM10 247V246H9ZM63 247V246H61ZM158 247V246H157ZM160 247V246H159ZM263 247V246H262ZM15 248V247H13ZM12 248V250H13ZM18 248V247H17ZM104 248V247H103ZM137 248V247H136ZM180 248V247H179ZM261 248V247H260ZM5 249H7L5 247ZM3 250V249H0V264H24L22 262H18V259H15L13 252H9L7 250ZM10 249V248H9ZM64 249V248H63ZM78 249L82 252V250L78 247ZM159 249V248H158ZM183 249V248H182ZM196 249V248H195ZM15 250V249H14ZM101 250V251H100ZM128 250V249H127ZM169 250V248H168ZM255 250V249H254ZM260 250V249H259ZM17 251V250H16ZM19 251V250H18ZM17 251V252H18ZM67 251V250H66ZM175 251V250H174ZM171 252V251H170ZM66 253V252H65ZM85 253V252H83ZM88 253V252H87ZM98 253V257H96V260L93 259L92 257V261H85V263H89V264H109L110 263V260L109 258H107V256L102 253V249H99V251L97 252ZM260 253V252H259ZM258 253V254H259ZM53 254H55V257H51ZM67 254V253H66ZM92 254L96 255V252H93ZM146 254V253H145ZM143 254V255H145ZM257 254V253H256ZM64 255V254H63ZM173 255V254H172ZM261 255V254H260ZM259 255V256H260ZM22 256V257H21ZM92 256V255H91ZM126 256V255H124ZM131 256H132V260L136 261L137 264H146L147 262V258L148 256H145V261L143 259V257H141L140 255H138V250L136 251H132L131 253ZM160 256V255H159ZM258 256V257H259ZM164 259L165 257L162 256ZM167 258V257H166ZM171 258V257H170ZM217 258V259H218ZM257 257H255L256 259ZM263 258V256H262ZM261 258V259H262ZM71 259V258H70ZM158 259V258H157ZM259 259V258H258ZM24 260V259H23ZM54 260V261H53ZM73 260V259H72ZM78 260V259H77ZM120 260V259H119ZM149 260V259H148ZM160 260V259H159ZM168 260V258H167ZM166 260V262H167ZM170 260V259H169ZM233 260V259H232ZM248 260V259H247ZM123 261V260H122ZM129 261V260H128ZM142 261V262H141ZM152 261V260H151ZM188 261V259H187ZM109 262V263H108ZM115 262V261H114ZM162 262V261H161ZM260 262V261H259ZM75 263V262H74ZM73 263V264H74ZM82 263V262H81ZM118 263V262H117ZM124 263V262H123ZM155 264V262H153ZM165 263V262H163ZM188 263V262H187ZM35 264V263H34ZM71 264V263H70ZM121 264V263H120ZM130 264V263H129ZM133 264V263H132ZM166 264V263H165ZM168 264V263H167ZM175 264V263H174ZM236 264V263H235Z\"/></svg>",
	"mask_w": 264,
	"mask_h": 264
}]
</instances>
